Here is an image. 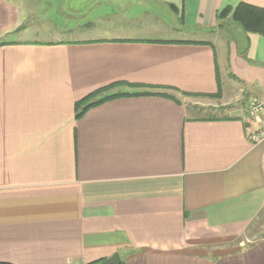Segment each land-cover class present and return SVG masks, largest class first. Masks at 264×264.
I'll return each instance as SVG.
<instances>
[{
    "label": "crops",
    "instance_id": "crops-1",
    "mask_svg": "<svg viewBox=\"0 0 264 264\" xmlns=\"http://www.w3.org/2000/svg\"><path fill=\"white\" fill-rule=\"evenodd\" d=\"M241 3L264 9L0 0V263L264 264V234L248 236L264 217V143L250 138L264 112L249 114L264 101V37L219 36L232 20L219 13ZM160 7L163 19L148 12ZM112 85L126 95L76 118ZM180 95L247 101L199 117Z\"/></svg>",
    "mask_w": 264,
    "mask_h": 264
},
{
    "label": "rangeland",
    "instance_id": "rangeland-1",
    "mask_svg": "<svg viewBox=\"0 0 264 264\" xmlns=\"http://www.w3.org/2000/svg\"><path fill=\"white\" fill-rule=\"evenodd\" d=\"M152 9V8H150ZM148 10V12H150V15H153V14H158L160 15V17L163 19L164 18V14L166 15V13L164 12V9L163 8H153L155 10ZM171 17V16H170ZM147 17L144 18V20H146ZM167 18L170 20V18L167 16ZM103 22L104 23H110L108 22V20H112L110 19L109 16H106L104 15V17L102 18ZM176 25L179 29H184V27L179 23V22H176ZM186 31V30H184ZM189 34V35H188ZM196 33H193V31L191 33L189 32H184V33H181L180 36H189V38H194V35ZM244 34L245 32L242 30V28L240 27V25L236 22H234L233 20H230V21H225L224 23V27L220 30V39L222 37V39H234L236 41H240L242 42L244 40ZM170 36V35H168ZM179 36V35H178ZM200 39L201 38H205V35L199 37ZM112 93L113 92H116V90H113L111 91ZM232 92L231 94H225L227 96V98L229 97V95H231L233 97L234 93L233 91H230ZM117 93V92H116ZM178 98L182 101V103L188 108L190 107H193L197 102L200 103L202 106V112L201 113H198L199 117L200 116H207V115H214V116H219L221 115L220 113H222L223 115L224 114H227V113H230V110L232 108H237V107H240V106H244L246 101H247V98L244 96V97H241L240 99H231V101L229 103H222V102H218L220 100H222V97L220 99H210V98H204V99H199V98H194V97H191V96H186V95H180L178 96ZM226 100V98H225ZM224 104V108H215L213 106H216V105H222ZM264 234V217L260 220H258V222H256V224H254V226H252L250 232H248V236L250 238L251 241H254L258 238H261Z\"/></svg>",
    "mask_w": 264,
    "mask_h": 264
},
{
    "label": "trees",
    "instance_id": "trees-1",
    "mask_svg": "<svg viewBox=\"0 0 264 264\" xmlns=\"http://www.w3.org/2000/svg\"><path fill=\"white\" fill-rule=\"evenodd\" d=\"M218 18L220 20H226L231 18L234 22L238 23L242 30L248 34H255L264 37V9L255 7L246 3L239 4L236 8H226L222 10ZM118 85H112L96 91L95 93L89 95L83 100L79 101L76 104V118H81L88 110L99 106L103 103H106L110 100H114L118 97L125 96L124 93L111 92L115 90V87ZM216 95H209V97H217ZM168 98L178 101L172 96H167ZM101 262V261H100ZM100 262H95L91 264H99ZM0 264H9V263H0Z\"/></svg>",
    "mask_w": 264,
    "mask_h": 264
},
{
    "label": "built area",
    "instance_id": "built-area-1",
    "mask_svg": "<svg viewBox=\"0 0 264 264\" xmlns=\"http://www.w3.org/2000/svg\"><path fill=\"white\" fill-rule=\"evenodd\" d=\"M264 112V101L254 99L250 103L249 114L252 117H256ZM251 140L254 143H264V131L251 135Z\"/></svg>",
    "mask_w": 264,
    "mask_h": 264
},
{
    "label": "water",
    "instance_id": "water-1",
    "mask_svg": "<svg viewBox=\"0 0 264 264\" xmlns=\"http://www.w3.org/2000/svg\"><path fill=\"white\" fill-rule=\"evenodd\" d=\"M122 262L121 257L119 254H115L114 256L110 257L109 259H106L105 261L99 263V264H120Z\"/></svg>",
    "mask_w": 264,
    "mask_h": 264
}]
</instances>
